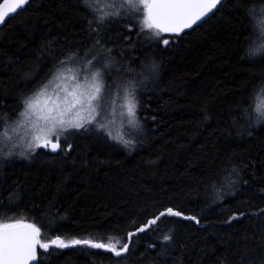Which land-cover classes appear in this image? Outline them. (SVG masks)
Returning a JSON list of instances; mask_svg holds the SVG:
<instances>
[{
    "label": "trees",
    "instance_id": "1",
    "mask_svg": "<svg viewBox=\"0 0 264 264\" xmlns=\"http://www.w3.org/2000/svg\"><path fill=\"white\" fill-rule=\"evenodd\" d=\"M263 8L264 0H224L203 22L163 34L168 45L143 27L144 12L102 20L85 0H29L4 22L0 223L34 224L42 243L107 244L129 242V232L167 208L199 220L164 216L121 257L83 245L39 247L35 264H264V120L255 111L264 51H252ZM93 45L111 60L112 92L130 84L138 101L121 135L132 146L97 126L64 136L68 151L5 155L1 135L24 101Z\"/></svg>",
    "mask_w": 264,
    "mask_h": 264
},
{
    "label": "snow or ice",
    "instance_id": "2",
    "mask_svg": "<svg viewBox=\"0 0 264 264\" xmlns=\"http://www.w3.org/2000/svg\"><path fill=\"white\" fill-rule=\"evenodd\" d=\"M124 2L143 11L145 13L143 27L151 30L153 35L158 40H162L164 45H168L170 41L162 39L163 34H180L185 29L192 28L193 25L219 10L223 6L224 0H122V3ZM27 3L29 0H4V3L0 5V22H3L10 13H16ZM91 3L92 0H85L86 5L91 6ZM256 35L261 42V50L264 51V34L257 33ZM100 76V72H94L91 76V83L85 85L75 82L71 87L67 85L61 87L57 84L51 95L48 94L49 86L44 85L33 97L24 101L25 109L21 115L28 117L38 113V120L43 121V126L39 129L42 135H37L34 138L37 141L34 146L29 144L30 150L50 148L54 153L60 150L68 151L71 149V145H67L64 149L61 148L60 133L67 132L69 129L87 130L90 125H98L101 129L105 127L97 119L105 112L104 85ZM56 79H61V76L57 75ZM72 80L76 81V77H72ZM123 99L125 103L122 107L126 108L128 117L134 121L138 107L134 92H127ZM258 111H260V115L257 120H264V110ZM53 138L55 142H53ZM113 139L127 147L132 146V141L124 139L122 136L118 135ZM164 216L182 217L199 223L195 216H185L181 211L167 208L160 212L159 216L149 220L145 226L134 232H129L126 237L129 242L121 243L120 240H116L115 243H112L110 240L107 244L95 242L93 239H73L65 242L59 236L49 243H42L39 239L41 230L34 224H25L21 221L0 223V264H29V261H36L37 246L48 250L53 246L65 249L83 245L104 249L116 257H121L130 250L132 237L137 233L145 232ZM237 218L233 216L231 219ZM163 239L169 241L171 236L165 235Z\"/></svg>",
    "mask_w": 264,
    "mask_h": 264
},
{
    "label": "rangeland",
    "instance_id": "3",
    "mask_svg": "<svg viewBox=\"0 0 264 264\" xmlns=\"http://www.w3.org/2000/svg\"><path fill=\"white\" fill-rule=\"evenodd\" d=\"M92 3L95 6H99V11L102 14L101 18H103L102 20L120 16L122 14H129L131 11L132 13L136 12L137 14L143 12L130 6L126 2L122 3V0H92ZM257 21L258 32L264 34V8L260 11ZM254 44L252 51H262L260 40L257 39ZM110 65L111 60L106 57L105 50L99 46L93 45L90 50L82 51L79 56H71L55 68L46 82L30 97H33L35 93L39 92L44 85L49 86L48 94L51 95L57 84L61 85V87L65 85L71 87L75 82H79L82 85L91 83L92 74L98 71L101 73L100 80L104 85L105 112L102 116L97 117V119L99 123H103L105 127L114 132L116 136H121L125 134V125H127L130 130L133 127V124H131L130 121L131 118L127 115L126 108L122 107L125 103L123 97L130 91V84L123 86L124 89L119 92H112L114 89L112 88V85H109L106 77V71ZM57 75H60L61 79H56ZM72 77H76V81H73ZM139 88H141V86H139ZM41 99L43 100L44 98ZM24 109L25 104L16 121L11 125H8L1 135V147H4L5 155L23 157L30 152H33L29 149V144H33L34 146L35 143H37L34 138L37 135H42L39 129L43 126V121L38 120V113L24 117L21 115V113L24 112ZM258 110H264V90L256 99L255 111L257 113H255L259 116L260 111ZM97 126L98 125H90L88 127L96 128ZM73 130L76 129H69L67 132L60 133V141ZM128 133L129 132H127V134ZM40 142L42 143V141ZM53 142H55L54 138ZM21 153H24V155H21ZM2 154L3 153H1V155Z\"/></svg>",
    "mask_w": 264,
    "mask_h": 264
},
{
    "label": "water",
    "instance_id": "4",
    "mask_svg": "<svg viewBox=\"0 0 264 264\" xmlns=\"http://www.w3.org/2000/svg\"><path fill=\"white\" fill-rule=\"evenodd\" d=\"M4 3V0H2L1 2H0V5H2ZM28 4V3H27ZM26 4V5H27ZM26 5H24V6H22V8L21 9H19V10H17V12H19L20 10H22L23 8H25V6ZM16 12V13H17ZM16 13H10L6 18H5V20L3 21V22H0V27L4 24V22L8 19V18H10V17H12V16H14ZM211 16V14L208 16V17H210ZM207 17V18H208ZM206 18V19H207ZM206 19H204V20H206ZM204 20H202L201 22H203ZM201 22H198L197 24H199V23H201ZM197 24H195V25H197ZM195 25H193V26H195ZM190 29V28H189ZM186 30H188V29H185L184 31H186ZM183 31V32H184ZM167 34V33H166ZM169 35H178V34H169ZM50 149V148H49ZM23 223H25V224H31V223H28V222H23ZM38 248H39V246H37V248H36V253H37V257H38ZM37 261V260H36ZM36 261H29V264H35L36 263Z\"/></svg>",
    "mask_w": 264,
    "mask_h": 264
}]
</instances>
